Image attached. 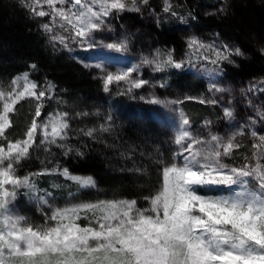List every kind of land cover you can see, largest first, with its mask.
I'll use <instances>...</instances> for the list:
<instances>
[{"label":"snow or ice","instance_id":"6c2138e0","mask_svg":"<svg viewBox=\"0 0 264 264\" xmlns=\"http://www.w3.org/2000/svg\"><path fill=\"white\" fill-rule=\"evenodd\" d=\"M22 3L37 17H51V22L41 27L54 43L68 48L70 40L84 50L103 47L124 52L126 41L104 45L95 40V33L110 30L109 18L114 14L139 12V5H147L148 0ZM163 11L178 15L169 0H164ZM218 11L227 14V0ZM187 47L197 61L215 66L206 69L210 75L222 71L223 63L235 64L233 57L245 56L238 46L205 43L197 37H190ZM141 63L152 66L154 71L185 66V61L175 60L171 51L161 53L159 49ZM187 63L193 65L192 56ZM30 67L35 69L36 65ZM137 70L130 67L106 72L102 77L104 90L121 82L129 84V91L143 87L148 81L132 79ZM209 90L226 91L215 83ZM53 92V84L40 87L27 72L13 77L7 86L0 84V264H264V135L254 130L258 122L255 118L250 117L248 124L227 137L211 131L199 136L191 131L189 119L180 111L174 138L178 149L171 162L163 164L160 189L144 197L148 207H138L135 199L70 202L58 207L50 203V198L54 199L51 192L39 194L42 190L34 183V176L57 173L78 186V190L94 189L96 181L92 176L72 174L67 168L18 175L20 165L34 150L50 152L56 146L66 156L73 152L67 144L69 113L57 111L40 119L44 101L52 99ZM26 99L35 101L34 115L23 138L14 140L8 131L13 127L12 114ZM199 102L217 103L204 99ZM257 115L264 122V111L258 110ZM224 117L233 119V110L225 108ZM107 119L110 121L111 116ZM245 128H253L251 157L245 156L240 166L229 165L225 158L232 157L241 146L236 137L244 135ZM109 130L110 127L100 125L99 131ZM96 131L88 129L83 134L95 138ZM76 154L83 155L79 151ZM18 195L29 196L38 206H47L42 224H34L19 213L15 205ZM69 195L76 199L73 193Z\"/></svg>","mask_w":264,"mask_h":264},{"label":"trees","instance_id":"16d2710c","mask_svg":"<svg viewBox=\"0 0 264 264\" xmlns=\"http://www.w3.org/2000/svg\"><path fill=\"white\" fill-rule=\"evenodd\" d=\"M169 2L177 16L164 12L161 0H149L152 19L139 13H120L113 17L114 23L133 32L136 51L170 49L178 57L185 53L192 56L193 63L196 59L187 47L186 38L193 32L208 31L225 43L240 47L245 56L233 57L235 64L223 63L220 67L229 79L249 84L251 91L248 89L241 96L243 105L248 110L264 111V93L255 85L257 82L264 85V54L261 53L264 49V0H227V14L218 11L224 0ZM47 46L40 22L21 0H0V84L7 85L13 77L24 72H29L40 87L52 83L58 100L56 107L69 113L67 144L73 148L67 156L56 146L46 156L39 157L34 150L20 165L18 175L67 168L72 174L92 176L96 181V188L79 191L78 201L135 199L138 207H148L144 197L160 189L163 164L171 162L177 151L174 134L151 114L140 112V108L149 106L141 98L119 91L116 85L111 86L108 96L102 80L95 78L83 64L72 59L66 51H54ZM201 63L215 67L204 60ZM33 64L35 69L30 67ZM184 67L173 68L170 74L164 75V86L160 90L181 102L194 126H199L205 118H221L220 106L199 102V97L209 92L208 82ZM32 103L26 99L16 106L17 111L12 114L13 127L8 130L12 139L23 138L31 122ZM48 111L46 103L43 113ZM85 112L87 116L76 115ZM257 117L253 128L264 134V122ZM100 125L110 130L101 132ZM253 128L247 130L251 133ZM88 129L97 130L95 138L83 134ZM77 151L83 155H77Z\"/></svg>","mask_w":264,"mask_h":264},{"label":"rangeland","instance_id":"374dc122","mask_svg":"<svg viewBox=\"0 0 264 264\" xmlns=\"http://www.w3.org/2000/svg\"><path fill=\"white\" fill-rule=\"evenodd\" d=\"M162 3H164V0H161ZM22 2V0H21ZM31 0H29V3ZM149 2V0H148ZM139 3V0H138ZM23 4V3H22ZM24 5V4H23ZM141 10L139 12H130L125 11L123 13H139L140 15H143L144 17H147L149 19H152L153 12L148 8L147 5L140 4L139 5ZM164 7V6H163ZM44 10L47 9V5L43 6ZM28 9V8H27ZM214 10H211L210 12H213ZM31 13V12H30ZM122 13V14H123ZM32 14V13H31ZM33 15V14H32ZM117 14H114L113 17H115ZM38 19V22L40 24L44 23H50L51 17L45 16V17H37L33 15ZM110 17V30L105 29L103 31L95 33V40L98 43H102L104 45L108 43L113 42H120V41H126L127 42V51L124 52H115L113 50H109L107 48L103 47H97L89 50L81 49L78 45L72 43L70 40L68 41V48H65L63 45L59 44L58 42H52L49 39V33H46L44 30V33L47 37L48 46L51 50L54 51H66L72 59H75L76 61L80 62L87 68L95 78L102 80V77L105 75L106 72H116L119 70H124L130 67H136L138 68L137 71L133 72L132 79H143L145 81H148L143 87L139 89L133 88L131 91H129V84L121 82L120 84H113L118 87L119 91L122 92H128L129 94H132L134 96H137L138 98L142 99V102L149 105L146 109H141V113H149L151 114L156 121H158L166 130H170L172 134L175 136V132L178 127V119H179V112L183 111V113L187 116L189 119L186 111L181 107V102L177 99L171 98L168 95H164L165 93L160 90L164 86L163 78L164 75L167 76L170 74L173 70L172 67L167 68L165 71H154L152 66L142 64L141 61L143 58L148 57L152 58V56L155 55L156 49H153V51L149 50H141L138 49L135 50V41H134V34L132 31H130L127 27H120L117 26L114 23V18ZM154 21L156 19L153 17ZM43 29V28H42ZM58 32H62L60 29H56ZM64 35H67V33H62ZM190 37H197L198 39L204 41L205 43H212L213 41L216 42L217 45H220L221 43H225L223 40L218 38L214 33L208 32V31H198L193 32L191 34H188L186 36L187 40ZM227 44V43H226ZM71 49V50H69ZM161 53H168L170 49L160 48L159 49ZM175 60L177 61H187L188 57L186 54L183 53L184 56L178 57L176 55H173ZM195 58V56H194ZM196 59V58H195ZM203 60H196V63H193V65L186 64L184 67L186 70L199 74L203 80H206L208 82V86L210 89V86L212 83H215L218 87L225 89L226 91L223 92H216V91H210L204 94V96H200L199 99L204 100H216L217 106H220V108L223 110V116L218 119H212L211 118H205V121H203L199 126H194L190 121V129L195 135L199 136H207L209 131L212 133L218 134L222 137H227L228 135H231L233 132L237 131L242 125L248 124L249 118H256L257 117V111H254L253 109L248 110L247 106L243 105V102L241 100L242 94L246 93L249 89V84L247 82L243 81H234L233 79H229V76H227L224 71H219L218 73L214 75H210L209 71H206V69L210 70L214 67H206L203 63H201ZM99 65V67H97ZM199 67V68H198ZM176 69V68H175ZM25 73V72H24ZM28 73V72H27ZM23 74V73H21ZM18 74V75H21ZM17 75V76H18ZM16 77V76H15ZM31 79V77H30ZM11 82V81H10ZM7 83V85L10 84ZM52 84V83H51ZM103 84V83H102ZM5 85V84H3ZM5 85V86H7ZM163 85V86H161ZM258 91H262L264 89V85L261 83H256ZM112 86V85H111ZM110 86V89H111ZM105 91V93L110 96L111 92ZM264 93V91H262ZM264 97V94H263ZM31 100V99H29ZM48 99H45L44 103H48V112L49 113H56L57 111L61 112L56 106L58 103V100L55 96V90L52 93V99L47 101ZM52 100V102H51ZM153 100H159L162 103H153ZM172 101H177L178 103H171ZM33 105L31 107V113L32 116L30 119H32L34 115L35 110V101H32ZM51 103V104H50ZM225 108H231L234 113V118L229 120L224 117V109ZM47 114L42 113L41 120L45 118ZM206 121H210V125H206ZM249 128H245L244 135L237 136L236 142L240 144L241 146L238 149L234 150V155L230 158H225V163H228L229 165H235L240 166L245 162L244 157L248 156L251 157L252 154V144L255 142L254 138L251 136V133ZM258 135H264L259 134ZM22 139V138H19ZM178 147V146H177ZM53 146L51 147V149ZM36 154L37 156H46L48 152L44 151L43 149H37ZM53 169H61L62 168H53ZM51 169V170H53ZM49 170V171H51ZM44 170H38L33 173H39ZM63 177V176H62ZM34 183L36 184L37 188L41 189L42 191L39 193L40 195H43L44 191L51 192L52 198H50V203L53 204V206L63 207L66 203L70 202H80L76 199H74L72 196L69 195V193H73L75 197H77L80 190H78V186L73 184L70 181H66L65 178H61L57 173H51L47 175H41V176H34L33 178ZM23 192V190H21ZM104 200V199H103ZM15 205L17 210L20 214L25 215L30 218V220L34 224H42L44 222V211H48L47 206H38L35 201L29 198V196L26 195H18ZM81 223H86V221H81Z\"/></svg>","mask_w":264,"mask_h":264}]
</instances>
